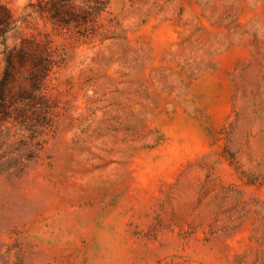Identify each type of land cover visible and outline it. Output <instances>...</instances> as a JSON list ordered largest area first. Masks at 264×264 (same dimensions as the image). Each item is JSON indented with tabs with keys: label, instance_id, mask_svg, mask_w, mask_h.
<instances>
[{
	"label": "rangeland",
	"instance_id": "1",
	"mask_svg": "<svg viewBox=\"0 0 264 264\" xmlns=\"http://www.w3.org/2000/svg\"><path fill=\"white\" fill-rule=\"evenodd\" d=\"M0 264H264V0H0Z\"/></svg>",
	"mask_w": 264,
	"mask_h": 264
},
{
	"label": "trees",
	"instance_id": "2",
	"mask_svg": "<svg viewBox=\"0 0 264 264\" xmlns=\"http://www.w3.org/2000/svg\"><path fill=\"white\" fill-rule=\"evenodd\" d=\"M26 53L23 49H19L17 52V60L19 64L23 63L26 60ZM35 58V63L37 66L43 67L46 65V68H52V63L50 61V55L44 54V55H35L33 56Z\"/></svg>",
	"mask_w": 264,
	"mask_h": 264
}]
</instances>
